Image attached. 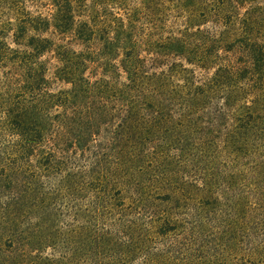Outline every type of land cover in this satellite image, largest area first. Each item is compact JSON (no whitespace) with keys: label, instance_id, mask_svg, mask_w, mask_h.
<instances>
[{"label":"trees","instance_id":"trees-1","mask_svg":"<svg viewBox=\"0 0 264 264\" xmlns=\"http://www.w3.org/2000/svg\"><path fill=\"white\" fill-rule=\"evenodd\" d=\"M0 264H264V0H0Z\"/></svg>","mask_w":264,"mask_h":264},{"label":"rangeland","instance_id":"rangeland-1","mask_svg":"<svg viewBox=\"0 0 264 264\" xmlns=\"http://www.w3.org/2000/svg\"><path fill=\"white\" fill-rule=\"evenodd\" d=\"M29 9H31V10L33 9V10H34V9H35V7H34V8H32L31 6H29ZM42 9H43V8H42Z\"/></svg>","mask_w":264,"mask_h":264}]
</instances>
